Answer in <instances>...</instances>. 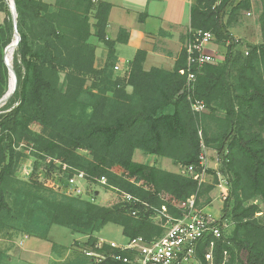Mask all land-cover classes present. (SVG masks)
I'll return each mask as SVG.
<instances>
[{"label": "trees", "instance_id": "1", "mask_svg": "<svg viewBox=\"0 0 264 264\" xmlns=\"http://www.w3.org/2000/svg\"><path fill=\"white\" fill-rule=\"evenodd\" d=\"M13 1L21 41L13 59L17 89L0 108V238L48 240L57 225L87 236L83 249L112 253L96 249V235L107 225L120 226L127 239L161 237L165 221L157 220L158 211L166 207L180 218L193 197L197 209L209 206L219 172L229 191L219 223L229 229L217 242L216 259L227 251L228 264H264V0H194L190 28L212 32L215 44L227 48L223 65L208 63L197 72L194 96L205 103V113L192 110L185 90V49L172 71H145L147 52L140 50L123 76L116 73V44H126L130 34L121 29L116 41L108 39L110 3ZM253 2L260 4L257 45L232 33ZM93 36L108 51L101 68ZM14 41L11 10L0 0V103L10 89L5 51ZM234 66L244 69L238 87L230 82ZM203 147L217 154L218 170H207L215 178L211 184L135 161L139 150L200 171ZM28 152L45 164L46 175L107 179L119 201L101 206L57 194L39 180H20L17 171ZM127 194L137 201H123ZM212 241L209 235L199 244L201 264ZM58 248L53 244L54 252ZM0 264H11L8 249L0 248ZM63 264L95 263L82 253Z\"/></svg>", "mask_w": 264, "mask_h": 264}, {"label": "built area", "instance_id": "2", "mask_svg": "<svg viewBox=\"0 0 264 264\" xmlns=\"http://www.w3.org/2000/svg\"><path fill=\"white\" fill-rule=\"evenodd\" d=\"M251 13H248L250 16ZM215 36L210 31L189 29L184 49L187 55V67L180 71L186 77L185 90L191 102L192 110L196 113H204L207 107L203 101L195 98L194 91L197 83V72L206 64L214 63L216 60L214 46ZM116 70L119 68L116 67ZM201 135V133H200ZM208 149L203 147V154L200 157L201 170L197 171L194 166L181 167L180 173L190 176L199 183H204L207 176V154ZM88 180L85 173H79L68 180L70 187L68 196H79L82 191L79 187V180ZM107 185V179L98 181ZM226 188V187H225ZM225 200L228 197L227 188L224 190ZM123 201H137L131 195L122 196ZM159 218L164 220L163 236L148 241L142 237L128 239L125 244H117L100 240L97 250L110 247L115 252L102 253L93 249H82L87 257L95 264H201L197 259V251L201 241L211 235L213 241L204 253L205 264H228L229 254L225 251L222 260L216 259L217 242L223 239V233L229 228L228 223L220 224V219L213 218L204 209H197L194 197L188 200L185 213L180 218H174L168 214L166 207H162Z\"/></svg>", "mask_w": 264, "mask_h": 264}, {"label": "rangeland", "instance_id": "3", "mask_svg": "<svg viewBox=\"0 0 264 264\" xmlns=\"http://www.w3.org/2000/svg\"><path fill=\"white\" fill-rule=\"evenodd\" d=\"M6 1L8 4H10L9 0ZM250 12L242 13L241 18L239 19L237 25L232 28V31L235 30L236 33L234 34L237 35L239 39L241 38L240 40L244 41L245 43H249L247 40L252 36L253 39H250L251 41L249 44H251V42L253 44V42H259L260 39L262 41V37L258 24V18L255 20L252 16H248V13ZM90 43L93 45L98 44L97 38L93 36L90 39ZM213 48L216 52L215 49L217 48L215 46H213ZM217 50L219 52V50L222 49L220 48ZM13 59L14 54L10 63L5 58V61L11 65L12 68ZM4 105L5 104L0 103V108H2ZM207 151V168L208 170L217 171L218 168L215 169V164H218L217 154L212 149H208ZM135 157L136 161L155 164L164 170H173V162L171 159L165 160L166 163H164L163 158H153L151 156H144L141 154L136 155ZM178 168L180 169L181 167L178 166ZM17 178L28 182L33 180L42 181L46 188L51 189L60 195L63 194L68 196L66 192L68 193L70 189L69 185L67 184L69 179L66 177L60 178L57 173L53 174V172L51 175H46L45 164L33 157L29 152L27 153V158L22 161L17 171ZM214 180L215 178L212 174H207L205 178L206 183L211 184L214 182ZM79 187L82 193L79 196L71 197L80 198L101 206H112L120 199V196L114 188L108 189L99 182L95 183L87 179L79 180ZM225 187L228 190V178L218 172V180L215 185V189L210 195L212 202L209 206L202 208L215 219H221L222 217V211L225 202ZM202 202H204V200H202ZM261 204L262 209L264 210V202H261ZM159 219L160 218H157V220ZM7 236L5 238H0V248L8 249L9 262L11 264H63L68 260L74 259L78 255H81L83 253V245L88 241L87 236L75 235L68 228L57 225L52 227L48 235V240H41L39 238L32 237L31 235H16L13 238H9ZM96 236L99 238V241L104 240L115 242L117 244H125L128 241V239L123 234L122 228L115 224L107 225ZM24 241L26 242L25 246L23 245ZM53 244L59 245V248L56 252L53 251Z\"/></svg>", "mask_w": 264, "mask_h": 264}, {"label": "crops", "instance_id": "4", "mask_svg": "<svg viewBox=\"0 0 264 264\" xmlns=\"http://www.w3.org/2000/svg\"><path fill=\"white\" fill-rule=\"evenodd\" d=\"M43 1L53 4L56 0ZM103 1L112 5L109 15V26L107 29L108 39L116 41L121 29H126L130 34L129 40L126 44H116L117 64L115 68L118 67L119 69H115V71L118 75L120 74L123 76L128 71L136 53L140 50L147 52V58L144 64L145 71H150L153 68L164 69L166 71H172L174 69L176 62L184 50L187 33L191 26V7L194 0ZM259 6L258 2H253L250 16L255 20L259 16ZM233 31L232 33L234 37L237 40H240L241 38L239 39L238 36L234 34L236 31ZM250 39H253L252 36L248 38L247 42L250 43ZM259 43H261V39L259 42H253L254 45ZM95 46V66L101 68L106 62L108 51L106 46L100 42ZM214 46L217 49H222L219 50V52L215 49L216 60L214 63L217 65H223L226 60L227 48L226 46H219L217 44H214ZM242 49L246 50L245 47ZM243 71L244 69L238 68V66L231 68L230 82L232 86L238 87L241 84L240 72ZM250 74L251 69H248L246 76L248 77ZM246 83L249 84L250 80L248 79ZM222 115H224V113H222ZM140 154L146 156L139 150L136 151L135 156ZM163 159L164 163H166L165 160H168L167 158ZM137 162L147 163L140 161ZM172 167L173 170H166L175 173L180 172V169L175 164H172ZM218 167L219 165L215 164V169ZM25 243L26 242L24 241V246Z\"/></svg>", "mask_w": 264, "mask_h": 264}, {"label": "water", "instance_id": "5", "mask_svg": "<svg viewBox=\"0 0 264 264\" xmlns=\"http://www.w3.org/2000/svg\"><path fill=\"white\" fill-rule=\"evenodd\" d=\"M7 3H8V2H7ZM8 6H9V8H10V10H11V13H12V19H13L14 28H15V41H14L10 46H15V47L17 48V46L19 45V43H20V41H21V37H20V35H19L18 31H17V26H16V18H17V15H16V9H15L14 1L12 2V5L8 4ZM10 46H9V47H10ZM9 47L6 49L5 54H6L7 50L9 49ZM6 66L8 67V69H9V71H10V73H11V78L14 77L15 82H16V87H17V76H16V74H15V72H14L12 66L9 65L7 62H6ZM13 95H14V92H13L11 95L5 97V98L3 99V101H1V103H2V104H6V102H7V101H8ZM97 194H98V193H97Z\"/></svg>", "mask_w": 264, "mask_h": 264}, {"label": "bare ground", "instance_id": "6", "mask_svg": "<svg viewBox=\"0 0 264 264\" xmlns=\"http://www.w3.org/2000/svg\"><path fill=\"white\" fill-rule=\"evenodd\" d=\"M10 1V5H12V0H9ZM15 50V46H10L9 49L7 50L6 54H5V58L6 60L10 63L12 57H13V54H14V51ZM17 87H16V82H15V79L14 77L11 78V84H10V89H9V92L7 94V96L11 95L13 92L15 93Z\"/></svg>", "mask_w": 264, "mask_h": 264}]
</instances>
